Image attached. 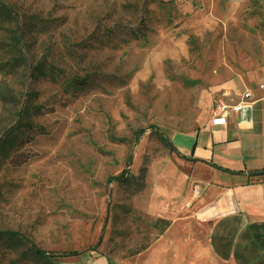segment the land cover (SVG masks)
Wrapping results in <instances>:
<instances>
[{"label": "rangeland", "instance_id": "obj_1", "mask_svg": "<svg viewBox=\"0 0 264 264\" xmlns=\"http://www.w3.org/2000/svg\"><path fill=\"white\" fill-rule=\"evenodd\" d=\"M1 1L61 25L21 46L24 66L11 27L0 24V136L20 121L28 94L42 109L31 119L46 131L22 149L25 164L0 168V232L57 256L38 261L25 256L27 245L9 252L0 244V264H81L66 256L99 251L109 264H149L137 253L160 238L157 220L192 207L190 179L150 127L171 141L193 135L220 99L239 101L264 87V0ZM137 3L139 13L123 9ZM142 24L145 38L105 37ZM44 58L64 72L60 79L30 77ZM72 79L96 85L75 91ZM145 165L143 192L113 181L127 169L138 178ZM197 229L184 225L180 263L222 264L207 251L204 260L186 256Z\"/></svg>", "mask_w": 264, "mask_h": 264}, {"label": "crops", "instance_id": "obj_2", "mask_svg": "<svg viewBox=\"0 0 264 264\" xmlns=\"http://www.w3.org/2000/svg\"><path fill=\"white\" fill-rule=\"evenodd\" d=\"M172 142L184 157L196 160L173 156L190 179L186 195L192 207L182 208L152 249L142 253L150 256L149 264H181L186 224L198 228L189 232L195 248L187 257L204 260L207 251L222 264H264V87L254 93L250 112L232 113L225 126H214L211 119L195 134ZM195 185L201 189L197 198ZM156 246L159 249L152 251ZM101 254L69 258L81 259V264H109Z\"/></svg>", "mask_w": 264, "mask_h": 264}, {"label": "trees", "instance_id": "obj_3", "mask_svg": "<svg viewBox=\"0 0 264 264\" xmlns=\"http://www.w3.org/2000/svg\"><path fill=\"white\" fill-rule=\"evenodd\" d=\"M123 9L126 11H131L132 13H139L140 5L137 4H129L124 5ZM0 24H6L11 27L12 37L11 40L14 46H17L20 49V57L19 62L21 65H27L29 62L28 59L24 57V53L21 50V46L24 47V44H30L31 39H39L42 36L49 34L50 32H54L61 25L56 20L42 19L40 16H27V15H19L17 12L13 10L9 5H6L4 2L0 0ZM148 33V26L142 24L138 29H131L125 31L123 35H118L115 32L106 33L105 37L109 40L115 38H121L122 36L132 37L134 39L145 38ZM48 58H44L42 61L38 62L30 72V77L32 79H38L40 77L57 80L60 79L64 72L59 68L54 66L51 63L47 62ZM29 68V67H28ZM67 86L73 90L77 91H86L95 87V81L93 79H72L66 80ZM29 97L26 107L23 110V116L20 121L12 127L10 130L5 131L0 136V168L10 161L15 162V165H22L27 162V159H24L21 151L28 144L36 139L37 136L44 135L46 131L36 125L31 119L33 116L41 115V107H35L34 102L32 100V94H28ZM150 130L155 136L159 138V140L165 145V147L172 153L177 155L183 160L186 161H196L193 159H189L184 157L175 147L170 138L164 134L158 127L151 126ZM144 134V133H143ZM141 136L137 140H140ZM18 161L20 163H18ZM132 162V157H130L128 161V167H130ZM211 167L223 170L220 167L216 166L214 163H209ZM128 169L123 172L122 175L115 178L113 181H118L122 186L131 190L133 194L141 193L144 191L146 187L145 180L148 176V165H145L140 171V177H127ZM159 224H163L161 228L160 236H162L170 227L171 222L163 219L157 220L155 226H159ZM23 239V237L16 232H0V244L9 251H19L22 248H25L27 245V250L25 256H29L30 254L34 255L38 259V261H43L45 259H50L51 261L57 257L55 255L49 254L42 249H40L35 243L32 241H28ZM148 247H144L137 254H141L145 252ZM79 254L72 253L67 255L66 257H73Z\"/></svg>", "mask_w": 264, "mask_h": 264}, {"label": "built area", "instance_id": "obj_4", "mask_svg": "<svg viewBox=\"0 0 264 264\" xmlns=\"http://www.w3.org/2000/svg\"><path fill=\"white\" fill-rule=\"evenodd\" d=\"M254 94L251 92L245 93L239 101L224 97L220 99L213 112L212 123L214 126H225L232 113L242 114L244 112H250L253 106ZM201 189L198 186H194L193 195L199 197Z\"/></svg>", "mask_w": 264, "mask_h": 264}]
</instances>
